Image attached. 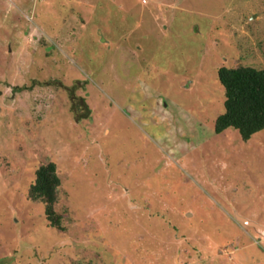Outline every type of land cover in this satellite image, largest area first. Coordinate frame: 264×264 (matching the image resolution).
Returning a JSON list of instances; mask_svg holds the SVG:
<instances>
[{"label": "rangeland", "instance_id": "374dc122", "mask_svg": "<svg viewBox=\"0 0 264 264\" xmlns=\"http://www.w3.org/2000/svg\"><path fill=\"white\" fill-rule=\"evenodd\" d=\"M221 66L264 68V0H0V264H264V129L213 132Z\"/></svg>", "mask_w": 264, "mask_h": 264}, {"label": "trees", "instance_id": "16d2710c", "mask_svg": "<svg viewBox=\"0 0 264 264\" xmlns=\"http://www.w3.org/2000/svg\"><path fill=\"white\" fill-rule=\"evenodd\" d=\"M217 72L225 99L224 111L216 117L213 132L219 134L227 128H233L246 141L264 129V68L221 66ZM35 174L30 196L44 203L45 214L50 224L55 226L58 218L53 204L59 184L56 166L48 162L41 165Z\"/></svg>", "mask_w": 264, "mask_h": 264}, {"label": "water", "instance_id": "95a60500", "mask_svg": "<svg viewBox=\"0 0 264 264\" xmlns=\"http://www.w3.org/2000/svg\"><path fill=\"white\" fill-rule=\"evenodd\" d=\"M238 219L240 221H242L243 223L253 227L257 232H259L260 234L264 235V226L259 224V223H256L254 221H251L245 217H242V216H238Z\"/></svg>", "mask_w": 264, "mask_h": 264}]
</instances>
